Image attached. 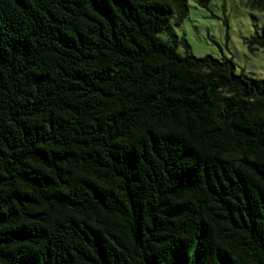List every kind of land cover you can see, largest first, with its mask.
Returning a JSON list of instances; mask_svg holds the SVG:
<instances>
[{
	"label": "trees",
	"instance_id": "obj_1",
	"mask_svg": "<svg viewBox=\"0 0 264 264\" xmlns=\"http://www.w3.org/2000/svg\"><path fill=\"white\" fill-rule=\"evenodd\" d=\"M188 10L0 0V264H264V79Z\"/></svg>",
	"mask_w": 264,
	"mask_h": 264
},
{
	"label": "rangeland",
	"instance_id": "obj_2",
	"mask_svg": "<svg viewBox=\"0 0 264 264\" xmlns=\"http://www.w3.org/2000/svg\"><path fill=\"white\" fill-rule=\"evenodd\" d=\"M188 14L169 24L182 54L228 58L238 73L264 79V46L250 48L249 40L264 33V9L252 8L248 0H188Z\"/></svg>",
	"mask_w": 264,
	"mask_h": 264
}]
</instances>
